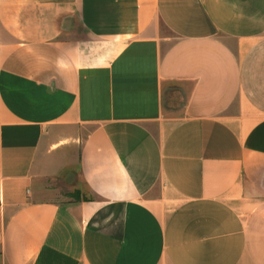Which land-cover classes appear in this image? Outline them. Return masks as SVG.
Listing matches in <instances>:
<instances>
[{
	"label": "crops",
	"instance_id": "0c3cea01",
	"mask_svg": "<svg viewBox=\"0 0 264 264\" xmlns=\"http://www.w3.org/2000/svg\"><path fill=\"white\" fill-rule=\"evenodd\" d=\"M0 264H264V0H0Z\"/></svg>",
	"mask_w": 264,
	"mask_h": 264
}]
</instances>
